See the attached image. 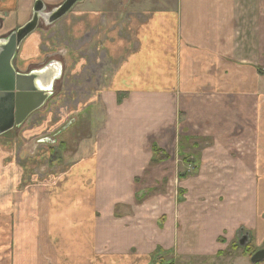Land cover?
Instances as JSON below:
<instances>
[{"label": "crops", "instance_id": "0c3cea01", "mask_svg": "<svg viewBox=\"0 0 264 264\" xmlns=\"http://www.w3.org/2000/svg\"><path fill=\"white\" fill-rule=\"evenodd\" d=\"M64 1L0 0V42L32 19L34 8L38 6L36 2L45 7L42 11L47 14L51 7ZM122 1L80 0L63 17L45 28L48 30L68 18L67 26H72L73 30L65 31L67 38L72 39L73 47L70 51L73 65L69 67L68 60V73L76 70L75 47L81 39L86 45V49L82 46L83 68L92 69L95 65L91 60L96 63L95 57L100 54L104 60L109 59L108 68L115 70L113 88L101 94L108 106L103 137L99 145L90 147V150L97 149V155L101 157L96 160V155L91 153L82 163L88 166L80 169L83 175H88L86 182L91 185L90 181L95 180V186L87 193L89 201L79 203L78 210L73 205L75 199L68 200L74 193H51L47 199L34 204L33 214H24L27 217L25 225L12 237L11 209H3L0 264H165V258L167 262L173 261V253L186 258L215 253L218 237L223 231L233 238L235 230L242 228L240 225L252 229L251 232L256 231L257 235H264V221L262 225L254 224L264 213L261 211L264 207V175L259 167H264V159L260 156L259 163L251 158L246 150L252 139L243 136L262 133L264 139V95H256L257 102L252 105V95L248 93V90L257 92L264 88V73L259 72L264 70V0H239L243 13H238V19L246 21L247 36L253 43L245 48L250 56L243 66L252 76L240 78L236 83L227 73L235 66L237 54L235 37L231 33L236 27L238 0H175L179 8L176 29L169 24L170 19L158 21L153 18L146 27H136V31H96L93 27L81 31L86 19L91 20L90 26L98 18L116 20L115 16L107 15L114 8L104 5ZM91 5H103L105 9L98 12L96 7L92 10ZM102 13L104 17L100 16ZM71 15L79 19L77 26L71 21ZM41 20L38 19L36 27L20 41L12 65L17 71L26 72L50 62L56 63L57 67L49 68L48 73L54 96L67 69L63 56L55 52L38 63L27 61L29 44L34 49L42 42L32 38L36 37V31L44 29ZM60 67L62 74L58 79ZM205 70L215 71L211 77L214 80L227 74L230 88L224 90L223 82L209 83L208 79L194 84L191 75L181 79L180 88H184L177 94L174 92L179 85L180 71L203 73ZM218 71H222L220 75ZM173 80L175 86L172 87ZM119 93H124V98L116 105L115 96ZM228 133L242 134L225 136ZM182 136L189 140L188 152L184 154L194 155L201 168L220 163L222 170L218 169L213 178L219 181L217 176L221 172V189H225L227 198L226 206L221 210L203 207L201 193H195L196 188H202L206 172L197 177L189 176V183L187 178H181L185 173L181 176L178 173L179 168L186 171V166L180 162L181 167L180 159L173 158L172 149L176 142H179V150L183 148ZM140 137H148V140L142 141ZM199 139L205 141L202 146L196 143ZM154 144L169 156L154 165L158 173L152 176L167 179V187L157 199V195L133 191L135 178L143 175L140 172L147 167L146 150L151 157ZM218 145L238 147L244 158H225L217 151ZM199 150L203 155L200 160ZM104 151L107 152L103 155ZM237 163L241 168L231 172L228 178L227 173ZM175 183L185 188L182 190L185 192L180 193V189L178 193L176 186L173 187ZM97 186H103L102 193H97ZM118 206L125 211L116 212ZM156 213L164 214L159 225ZM76 218L80 221L76 222Z\"/></svg>", "mask_w": 264, "mask_h": 264}, {"label": "rangeland", "instance_id": "374dc122", "mask_svg": "<svg viewBox=\"0 0 264 264\" xmlns=\"http://www.w3.org/2000/svg\"><path fill=\"white\" fill-rule=\"evenodd\" d=\"M178 2L175 0H133L130 4L127 0H123L119 4H106L105 7L114 8L113 12H108V17L115 16V19L107 18L105 20L104 14H100L104 18H98L92 21L90 26V19L84 21L85 27L81 31H89L93 27L96 31H110L118 29L119 31H136V27H146L151 20L161 19L169 20V24H172L175 29L177 28V18L179 14ZM102 5L94 6L90 8L93 10L95 7L97 11L105 9ZM102 9V10H101ZM72 12V11H71ZM89 12V10H88ZM236 12V27L235 31H232L231 35L234 38V45L236 47L237 54L235 56V66L228 70L231 81L236 83L240 78L247 79V76H252L243 66V62L247 61L250 53L245 49L246 46L253 45L248 38V25L242 18L238 19V13L242 15L243 6L239 3V0L235 6ZM115 13V15L113 14ZM113 14V15H109ZM163 14V15H160ZM71 21L77 26L79 19H76L74 15H71ZM79 17V16H78ZM77 17V18H78ZM92 18V17H89ZM67 19H63L61 22L48 30H45L44 24L40 31H36V37H32L36 40L41 39L42 42L38 44L34 49L31 47V43L27 48V61L28 63H38L42 61L50 53H60L63 56L66 64L64 80L60 86V89L52 96L44 105V107L34 113H32L22 125L19 130H12L0 136V217H2V211L4 208H10L12 215L9 214L11 223V236L18 234V229L25 225L26 216L24 214L34 212V204L39 200H45L51 195V193H74L68 200L75 199L74 206L79 209V203L84 200H88L87 193L89 189L93 191L94 181L86 182L85 177L88 179V175H83L80 169H85L88 166H83V161L88 159L89 155L95 154L96 160L98 157L97 149L90 150L93 145H99L103 137V128L107 123V110L108 106L102 100L101 94L110 88H113L114 81V69H109V59L104 60L100 54L96 55L97 62L91 60V64L95 65L92 69L89 67L83 68L82 63L85 62L83 56V47L86 49L84 39H81L80 43L76 45L75 50V62L78 63L75 66V72L72 70L68 73L67 64L72 68V39H68L65 31H73L72 26H67ZM28 22V21H27ZM26 22V23H27ZM53 24V23H52ZM51 24V25H52ZM49 25L47 28H49ZM139 28V27H138ZM44 31H49L45 33ZM38 36V37H37ZM97 40V38H95ZM33 42V41H32ZM250 42V43H249ZM99 43V39L98 42ZM81 45V46H80ZM83 46V47H82ZM31 50L32 54H31ZM69 60V62H68ZM68 62V63H67ZM80 63V65H79ZM79 65V66H78ZM222 71H218L219 75ZM260 73H264V70L260 69ZM258 72V73H259ZM178 84L175 93L181 91L180 83L184 77H190L193 75L192 83H199L200 80L204 81L208 79V82H216L225 84L224 90L227 87L230 88V84L227 85L226 75L220 77L217 80L211 78L214 76L215 71H183L179 72ZM234 74V77H232ZM262 75V74H261ZM113 78V79H112ZM172 81V87L174 85ZM111 84V86H110ZM169 88L171 89L170 85ZM253 89V87H251ZM236 92V89H235ZM183 93V92H182ZM248 93L252 95L251 104L254 105L257 102L256 95H264V88L261 91L248 90ZM124 98V93H119L115 96V103L119 105ZM109 104V103H107ZM237 104V103H236ZM235 104V105H236ZM235 122L241 123L236 120ZM242 133H228L225 136L234 137L239 136ZM244 138L251 137L252 144L246 150L251 154V158L257 162H261V157L264 159V142L262 133H255L250 135H244ZM143 141L148 140V137H140ZM183 148L179 150V142H176L173 150V158L180 159L186 166L185 170H180V176L185 173L181 178H191L189 176L199 175L207 173V177L204 179L202 188H196L195 193H201L202 206L214 211V208L221 210L222 206L227 203L225 189H221V172L219 171V181L213 178L218 169L222 168L217 164L213 166L206 164L207 167H200L195 156L189 157L184 154L189 146V140H186L182 136ZM141 141V142H142ZM179 141V139L177 140ZM204 140L199 139L196 141L197 145L202 146ZM243 143V142H242ZM245 144V143H244ZM154 148L156 145H153ZM153 146L150 150L151 157L147 153V167L142 168L143 175L139 178H135V193L148 195L162 196L164 188L167 187V179H159L156 175L158 172L155 170L154 165L159 164L162 160L168 158L166 153L161 148L160 151H154ZM157 148V147H156ZM200 151H198V159H202V151L200 157ZM210 151V150H209ZM217 151L223 154L225 158H242L243 152L238 147L231 146L230 148L218 145ZM107 151H104L103 155ZM181 156V157H180ZM143 159V157L140 155ZM191 158V159H190ZM244 158V157H243ZM182 160V161H181ZM235 161V159H234ZM159 162V163H158ZM257 162L256 165H257ZM178 163V164H179ZM100 160L98 163V168ZM181 165V163H180ZM182 167V165H181ZM258 167V166H257ZM260 172L264 175V167L260 166ZM239 163L236 166H232L230 172H228V178L231 172L240 169ZM183 171V172H181ZM182 173V174H181ZM239 174V173H238ZM240 175V174H239ZM193 179L190 180L192 183ZM177 188L178 193L182 192L178 183H175L173 187ZM174 188V189H176ZM188 188V186H186ZM103 186L98 188L97 193H102ZM228 190V189H227ZM226 190V192H227ZM109 193L111 191H108ZM222 193H225L222 194ZM37 197V200H36ZM89 201V200H88ZM141 202V200H138ZM229 201V199H228ZM98 200L96 201V203ZM98 205V203H97ZM78 206V207H77ZM226 206V205H225ZM105 208L108 207L105 206ZM101 209V208H100ZM116 212H124L125 208L118 206ZM264 210V207L261 211ZM100 213V211H97ZM157 224L159 225L163 220V213H156ZM243 215V214H242ZM233 216H237L233 214ZM261 220L255 221V226L262 225L264 221V213L260 216ZM208 219V218H207ZM17 222L13 224L14 221ZM97 218H95V221ZM100 220V219H99ZM80 219L76 218V222ZM94 218H92V222ZM205 222L211 220H204ZM161 226V225H160ZM243 227V233L239 235V227L235 230L233 238H230L226 231H223L221 236L218 237L217 251L211 255L193 256L186 258L184 255L172 254V262H167L165 258V264H252L249 261V256L253 254L257 249L264 247V235L262 233L251 232L252 229ZM247 233V240L244 245H240L238 240L241 235ZM155 235V234H154ZM239 235V236H238ZM112 264V263H111ZM160 264H162L160 262ZM257 264H264V261Z\"/></svg>", "mask_w": 264, "mask_h": 264}, {"label": "water", "instance_id": "95a60500", "mask_svg": "<svg viewBox=\"0 0 264 264\" xmlns=\"http://www.w3.org/2000/svg\"><path fill=\"white\" fill-rule=\"evenodd\" d=\"M78 1L80 0H65L51 7L47 14L42 11L45 7L36 2L38 6L34 8L32 19L0 42V136L19 128L30 114L40 110L53 94L54 86L48 73L49 68L57 67L56 63L50 62L26 72H19L13 67L12 60L20 41L36 27L38 19H42L44 27L47 28L63 17ZM61 74L60 67L58 79ZM247 238V233L243 234L239 244L244 245ZM262 261L264 248L256 250L250 256V262L253 264Z\"/></svg>", "mask_w": 264, "mask_h": 264}, {"label": "trees", "instance_id": "16d2710c", "mask_svg": "<svg viewBox=\"0 0 264 264\" xmlns=\"http://www.w3.org/2000/svg\"><path fill=\"white\" fill-rule=\"evenodd\" d=\"M153 149H154V151H160L158 148H156V147L154 148V146H153Z\"/></svg>", "mask_w": 264, "mask_h": 264}]
</instances>
